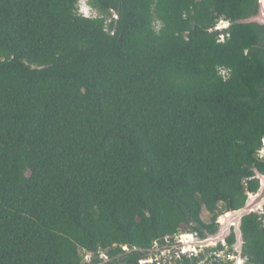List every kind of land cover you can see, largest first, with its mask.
Instances as JSON below:
<instances>
[{
	"label": "trees",
	"instance_id": "trees-1",
	"mask_svg": "<svg viewBox=\"0 0 264 264\" xmlns=\"http://www.w3.org/2000/svg\"><path fill=\"white\" fill-rule=\"evenodd\" d=\"M79 1L0 0V264H139L264 172V28H218L257 0ZM241 231L264 264V223Z\"/></svg>",
	"mask_w": 264,
	"mask_h": 264
},
{
	"label": "water",
	"instance_id": "water-1",
	"mask_svg": "<svg viewBox=\"0 0 264 264\" xmlns=\"http://www.w3.org/2000/svg\"><path fill=\"white\" fill-rule=\"evenodd\" d=\"M117 19V17H114ZM223 23L222 28L228 31L231 27L236 25H255L258 28H264V0H257L255 12L246 19H241L236 22H220L218 26ZM264 51V42L262 45ZM262 97H264V89ZM259 154L264 156V140L260 148ZM258 188L254 193H248L245 203L239 210H230L221 214L215 223L216 229L213 234L204 233L202 238L196 234H185L180 239L172 242H165L161 246L152 248L148 252V257L161 256L165 253L175 252H194L199 254L200 251L210 248H218L227 245V240L232 238V244L229 245L231 250V259L229 264H244L243 258V235L241 231L242 220L245 217L254 215L257 219L264 223L262 218L264 214V172L260 173L256 169L252 170ZM124 253L136 252L135 249L122 248ZM145 258V257H144ZM86 260L88 264H104L109 259L105 254L95 255L87 252ZM143 258L139 261H142Z\"/></svg>",
	"mask_w": 264,
	"mask_h": 264
},
{
	"label": "built area",
	"instance_id": "built-area-1",
	"mask_svg": "<svg viewBox=\"0 0 264 264\" xmlns=\"http://www.w3.org/2000/svg\"><path fill=\"white\" fill-rule=\"evenodd\" d=\"M226 73L227 72L224 69H221L219 71V74L222 77H224ZM259 157L262 158L263 156L259 154ZM183 235L185 234H179L175 236L174 241L180 239ZM165 242H168V241H165ZM214 249L215 248L205 249V250L200 251L199 254H196L190 251V252H180V254L171 252V253H165L161 256L159 255L152 256V257L146 256L145 258H143L142 261H139V264H176L178 261L181 260V258H184L190 261L195 260L194 264H229L230 263L232 253L228 245L221 247V249L219 250H214Z\"/></svg>",
	"mask_w": 264,
	"mask_h": 264
},
{
	"label": "rangeland",
	"instance_id": "rangeland-1",
	"mask_svg": "<svg viewBox=\"0 0 264 264\" xmlns=\"http://www.w3.org/2000/svg\"><path fill=\"white\" fill-rule=\"evenodd\" d=\"M82 6H83V1L82 2H79L78 5H77L78 9L79 8L82 9ZM222 26H223V23L220 26H218V28H222ZM262 156H263V154H262ZM223 212H224L223 204H220L218 206V210H217L216 214L219 217ZM200 218H201V220H202L203 223L209 224L211 222L212 215H210L209 213H207L205 211H202ZM189 233L190 232H185L183 234H189ZM98 254H104V252L103 251H99ZM81 255L85 258L86 257V252H82L81 251Z\"/></svg>",
	"mask_w": 264,
	"mask_h": 264
},
{
	"label": "clouds",
	"instance_id": "clouds-1",
	"mask_svg": "<svg viewBox=\"0 0 264 264\" xmlns=\"http://www.w3.org/2000/svg\"><path fill=\"white\" fill-rule=\"evenodd\" d=\"M83 1L82 9L77 7L78 15L82 16L83 18L92 19L97 16L96 11H94L88 4L87 0H80L79 2ZM78 2V3H79Z\"/></svg>",
	"mask_w": 264,
	"mask_h": 264
}]
</instances>
